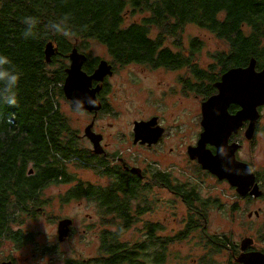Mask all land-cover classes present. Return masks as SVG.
<instances>
[{
  "label": "trees",
  "instance_id": "trees-1",
  "mask_svg": "<svg viewBox=\"0 0 264 264\" xmlns=\"http://www.w3.org/2000/svg\"><path fill=\"white\" fill-rule=\"evenodd\" d=\"M26 16L38 21L36 35L27 39L22 22ZM64 17L68 18L66 26L72 33L69 36L49 28L50 23ZM187 24L217 31L239 50L242 65L255 58L264 66V0H0V55L10 61L4 67L19 74L16 106L0 105V244L6 235L18 245L28 240L22 235L7 234L10 223L17 222L21 212L41 202L44 188L72 181L67 173L68 163L81 167L88 164L92 168V161L79 146L60 105L66 99V59L72 50L88 51L93 41L104 46L111 59L121 65L147 63L152 67L180 68L196 61L200 50L187 57L163 46L169 41L180 44L171 39L179 38ZM243 25L250 27L249 35L241 30ZM192 43L200 42L195 39ZM49 44L57 50L47 62ZM198 76L202 77L201 70ZM167 177L161 174L158 179L184 198L190 218L185 232L163 240L155 238L156 225L144 224L148 241H122L121 236L149 210L145 192L141 193L131 181L126 186L119 182L113 189L100 188L98 193L91 184L80 182L69 194L75 199L97 197L103 223L117 228L116 232H101V258L96 263L142 264L143 256L154 253L157 241L164 264L170 243L197 230L196 222L200 221L195 218L196 207L202 208L197 213L205 219L208 200L201 197L195 183L174 186ZM207 239L214 254L230 244L227 236ZM201 264L210 262L202 259Z\"/></svg>",
  "mask_w": 264,
  "mask_h": 264
},
{
  "label": "rangeland",
  "instance_id": "rangeland-1",
  "mask_svg": "<svg viewBox=\"0 0 264 264\" xmlns=\"http://www.w3.org/2000/svg\"><path fill=\"white\" fill-rule=\"evenodd\" d=\"M139 19L136 20L139 21ZM193 39L202 42V49L200 54L196 56V61L207 62L212 54L209 52V47L218 44V40L213 38L207 30L187 24L182 29L179 38H172L171 40H179L180 44L187 46ZM262 47L264 48L263 41ZM88 51L93 58L111 61L106 48L99 43L91 41ZM145 67L132 66L129 70H120L117 77L111 81L115 84V94L112 95L110 103L115 113L109 117L104 116L100 125L107 126L112 123L116 130L126 128V131L130 125H133L134 120L154 114L160 115L169 130L168 137L162 145L152 150L131 148V151L135 155H140V159H154L157 164H161L163 167L172 165V168L174 167L173 172L179 177V184H186L185 178L189 176V179L193 180L199 187L201 197L208 200L206 222L197 219L200 221V223L196 222L198 224L197 230H191L184 239L170 243L164 264H198L197 260L199 261V259L210 262V264H237L232 258L233 253L236 256L239 255L241 242L246 238L253 239V243L255 240L253 247L255 250H264V200H245V198L236 196V192L232 191L229 185L208 178L197 163L189 159L186 147L189 138L185 132L180 133L179 129L193 125L190 121L196 117V112L193 111L194 107H191L188 112H184L182 111L183 106L180 103H175V97H169L166 109L159 111L158 104L162 100L156 96L148 97L146 91L133 84L132 80L139 82V84H156L162 81L163 76H166L167 80L171 74H164L159 71L148 75L146 73L150 72L151 68ZM60 105L62 112L69 118L75 137L79 140V146L86 151L90 145L83 143L78 135L83 133L91 119L86 114L72 110L66 99L61 100ZM195 105L198 109L199 105L197 103ZM179 108L180 111H178ZM262 126L264 127V120ZM193 127L194 130L189 132H199L197 126L193 125ZM262 135H264L263 132L259 134L256 141L259 156L253 160L258 170L264 169V136ZM183 139L184 142L178 144V140ZM171 148L174 149L173 152ZM243 154L250 157V144L246 145ZM99 172L93 167H89L88 164L81 167L73 162L68 163L67 173L72 181L49 185L42 192L41 202L31 208L27 215L25 213L19 215L18 223L13 230L31 237L30 247L22 250L39 254L48 248L51 251H48L45 256H22L30 259L25 260L24 263L20 260L18 264H65L67 260L79 264H85V262L87 264H99L96 263V259L101 258V242L98 235L100 236L101 232L106 229L116 232L117 228L115 225L103 223L100 209L96 208L90 199L84 197L69 198V194L75 190L80 182L97 184L100 179H103L104 182L102 181V183L105 186L109 184V180L104 177L105 174ZM144 196L150 212L136 220L133 227L125 232L124 236H121L122 241H135L137 239L143 241L144 224H158L161 231L157 232V236L161 237L162 240L187 230L190 211L180 198L174 197L166 189H155L153 192L144 193ZM259 208H261V214L258 218L255 215L249 217L250 213H255ZM90 216H93L92 221L89 220ZM63 219L74 220V234L64 244H61L57 240L58 223ZM110 219L111 217H107V220ZM93 221H97L96 223L98 226L100 225V228L93 227ZM221 236H227L230 244L214 254L208 245L207 238ZM10 251V242H6L0 249L3 255H7Z\"/></svg>",
  "mask_w": 264,
  "mask_h": 264
},
{
  "label": "flooded vegetation",
  "instance_id": "flooded-vegetation-1",
  "mask_svg": "<svg viewBox=\"0 0 264 264\" xmlns=\"http://www.w3.org/2000/svg\"><path fill=\"white\" fill-rule=\"evenodd\" d=\"M219 18L221 19L222 15H219ZM223 19L220 21H223ZM202 29L207 30V32L213 38H216L218 40L217 45L209 47L210 50L209 52L212 54L210 55V58L207 62L200 63L198 61L191 60L187 65H183L180 68L178 67L168 68V67H152L147 63H143V64L130 63L127 65H121L119 63L114 62L112 59L111 61L106 60L112 66V75L104 77L102 81L94 80L92 82V89H96L100 87L99 92L97 93L96 96H97V101L101 104V109L92 112L77 111L72 109L81 114H86L91 119L90 124L84 128L83 133L81 135H78V137L82 140L83 143L85 142L90 145L89 148H86L87 149L86 153L88 154L90 160L92 161L91 166L95 170L100 171L99 173L101 174H106V173L109 174V176L104 175V177L109 180V184H107L106 186L102 183V181L104 182L103 179H100L97 184H91L92 188L95 189L97 193L99 192L100 188H102V190H104V188L113 189L116 186V184L119 182L124 186H126L131 181V183L134 184L133 186H137L140 189L141 193L153 192L155 189H159V190L166 189L174 197L180 198L184 203L183 201L184 198L179 197L177 191L169 190L168 187H165L163 182L160 179H158L161 176V174H166L168 175L167 178L174 184V186H178L179 177L175 174V172H173L174 167L172 168V165L163 167L161 164H157L154 159H149V158L140 159V155H135V153L131 151V148L152 150L162 145V143L168 137L169 130L168 127L164 124V121L160 115L154 114L146 118H140L139 120H134L133 125H130V127L126 131H125L126 128H123V130H116L115 125L112 123L108 124L107 126H104V125H100V122L102 121L104 116L109 117L115 113L110 103V99L112 98V95L115 94V90H114L115 84L112 83L111 81L115 79V77H117L118 72L120 70H129L130 67L132 66L140 67V68L146 66L145 68L147 67L151 68L150 72L146 73L148 75L160 71L163 72L164 74H171V77L166 80V76H163L162 81L156 84H152V83L139 84V82L137 81L135 82L131 79L132 83L135 84L137 87L141 88L142 90H145L148 97L152 96L153 98L154 96H156L162 100V102L158 104L159 111H164L166 109L168 105L169 97H175V103L176 104L180 103L183 106L182 111L184 112H188L189 109H191V107H194L193 111L196 112V117L192 118L193 120L190 122L194 126H197L199 128V132L197 133L189 132L191 130H194L193 125L185 126L179 129V131L180 133L185 132L187 134V138H189L188 141L186 142L187 150L191 146H196L200 139L201 133L204 131V128L202 126V104L214 97L221 96L224 93H226L227 95H231V94L233 95L235 93L237 95V91H239V87L241 86L239 82L240 80L235 79L234 80L235 82L230 84H225L226 76L232 70H240L243 68H247L249 66V64L246 66L241 64L239 50H237L236 47L231 45L226 39L220 37L217 31L215 32L209 28H202ZM241 30L244 31V33H246L247 35L251 33L250 27L247 25H243L241 27ZM194 40L195 39L191 40V42L187 46L183 44H173V42L170 43L169 41V44H165L163 48L170 49L176 53L183 52L185 56L187 55V57H193V52L196 49H199L200 52L202 49V42L199 41L200 43L198 45H194L192 43ZM263 42H264V38H263ZM78 51L79 53H82L83 55L86 56V61L82 66V70L88 75L94 74L95 71L98 69L99 63L102 60H105L102 58H93L90 52L87 50H82V51L78 50ZM66 61L67 63L69 62V66H70L71 61L69 59V55ZM200 70L202 71V77L198 76ZM263 70H264V66L262 67L259 64V62L256 60V71L261 72ZM67 101L69 102L71 108V101L69 100ZM193 102L199 105L198 109H196V105L193 104ZM220 110L221 109H217L215 111L217 118L215 120H212L213 126L215 125V127H218V129L219 127H221L222 129L229 130L231 132L230 135L228 136L227 144L229 147H238V150L236 151L235 154L236 160L238 162L245 163L252 167L255 174V187L257 185L258 186L257 189L261 191L262 194L260 195V197H253L250 194H248L246 197H241L237 192V188L231 186L227 180H220L218 179L217 176L213 175L209 171L203 170L201 166L198 164L197 160H191V161L197 163L198 167L201 168L203 174L206 175L208 178H213L221 183H225L229 185L231 190L236 192V196L245 198V200H256V201L264 200V169L258 170L256 168L255 162L253 161L255 160L256 157L259 156L258 144H256L257 138L259 137V134L261 132H263L264 134V127L262 126L264 120V115H263L264 106L258 108L259 117L256 121L255 119L252 118L242 121L240 123L236 118L243 110V107L240 105V103L231 102L227 104V107L225 109L226 111H224L225 115L223 120L218 117V115H220L219 114ZM178 111H180V108L178 109ZM154 119H156V121ZM136 122H155L154 125H149L151 129L155 130L160 127L164 130L159 141L156 144L149 145L148 143H143L142 138L137 140L139 136L135 131ZM254 122H255L254 132L252 135V139L249 140L247 138V135L250 130V126ZM88 128L90 129L89 133L87 132ZM183 142L184 139L178 140V144H182ZM247 144H250V157H247L246 155L243 154ZM207 148L211 150L212 153L216 152V148L213 145L207 144ZM171 151L173 152L174 149L171 148ZM156 175H158V177H155ZM185 181H187V184L189 183L193 185L194 183L193 180L189 179V176L185 178ZM78 185L79 184H77V186ZM253 189L254 188H252V190ZM91 202L94 203L96 208L101 209V205L100 202L97 200V197L92 199ZM196 208L197 209L195 211L196 212L195 214L197 216H195V218L202 219L204 220L205 223L206 219H203V217L201 216L202 214L200 215V213H197L200 212L199 210H202V208H200L199 206H197ZM29 211L30 209H27L26 211L21 213H25L27 215ZM101 212L102 209L100 210V213ZM149 212L150 210H148L145 214H148ZM260 214H261V208H259L253 214L250 213L249 217L255 215L258 218ZM112 218L114 220V214H112ZM92 219L93 216H90L89 220L92 221ZM71 220L74 223V220L73 219ZM96 222L97 221H93V227L100 228V225L98 226ZM17 223L18 222L10 223L9 228L11 231H8L7 234L10 235L15 234L17 237L22 235L26 237L28 240L24 244L18 245L17 243H15V241H12V239L9 238V235H6V237L3 240H1L0 249L3 247V245L6 242H10L11 251L7 255H3V253L0 252V257L6 256L4 258L1 257L0 264L3 263L18 264L20 260H22V263H24L25 260H28L30 258H25L22 256H33V257L45 256L47 255L48 251H51V249L48 248L44 250L43 253L40 254L35 252L32 253L24 252L22 249H26L30 247L31 237L30 235L23 234L20 231H14L13 228L14 226L17 225ZM151 225L157 226L158 229L155 232V238L156 239L157 237L159 238V236H157V232L159 230L161 231V227L156 223ZM73 234L74 233H73V224H72L69 236L63 242L59 241V236L57 240L59 243L64 244L67 240L70 239V237ZM147 235L148 233L145 231L143 236V239L145 241L149 240ZM254 244H255V240L254 243L249 245L247 249L244 251H242L240 245V253H238L239 254L238 256H240V254L242 253H249L253 251H260L264 254V250H255L253 248ZM154 250H155L154 253L150 252L147 253V255L143 256L142 264H163L162 256H161V248L157 241L155 242ZM236 252L238 251L236 250ZM238 256H236V254L233 253L232 258H234L235 260V258ZM97 260L98 259H96V261ZM197 263L201 264L202 259H199V261L197 260ZM65 264H79V263L71 260H67ZM85 264L87 263L85 262Z\"/></svg>",
  "mask_w": 264,
  "mask_h": 264
},
{
  "label": "water",
  "instance_id": "water-1",
  "mask_svg": "<svg viewBox=\"0 0 264 264\" xmlns=\"http://www.w3.org/2000/svg\"><path fill=\"white\" fill-rule=\"evenodd\" d=\"M56 50L53 44H49L46 50L47 62L51 61V57ZM69 59L71 64L66 70L64 95L67 100L71 101V109L89 112L100 110L101 104L97 101L96 96L100 87L92 89V82L94 80L102 81L104 77L111 76L112 66L108 61L102 60L95 73L88 75L82 70V66L86 61L85 55L74 48L69 54ZM235 79H239L241 85L237 95L235 93L233 95L224 93L202 104V126L204 131L201 133L197 145L188 148L187 154L190 160H197L203 170L209 171L220 180H227L231 186L237 188V192L241 197H246L248 194L253 197H260L262 192L257 189V185L255 187V174L252 167L238 162L235 155L238 147H229L227 144L231 132L213 126L212 120L217 118L215 111L221 109L218 117L223 120L227 104L231 102L240 103L243 107L242 112L236 117L239 123L252 118L256 121L259 117L258 108L264 106V70L257 72L256 60L252 59L247 68L229 72L225 84L233 83ZM154 120L156 121V119ZM154 123L136 122L135 131L139 136L137 140L142 138L143 143L156 144L164 130L160 127L155 130L151 129L149 125H154ZM254 126L255 122L250 126L247 135L249 140L252 139ZM207 144L213 145L216 152L212 153L207 148ZM31 173H33L32 170ZM252 188L254 189L252 190ZM72 224L71 219H64L58 223L60 242H63L69 236ZM252 243V239H244L241 242L242 251L246 250ZM235 262L238 264H264V254L260 251L242 253L235 258Z\"/></svg>",
  "mask_w": 264,
  "mask_h": 264
},
{
  "label": "clouds",
  "instance_id": "clouds-1",
  "mask_svg": "<svg viewBox=\"0 0 264 264\" xmlns=\"http://www.w3.org/2000/svg\"><path fill=\"white\" fill-rule=\"evenodd\" d=\"M67 19V17H64L60 22L50 23L49 28L55 33L69 36L72 33L66 26ZM22 22L26 26L23 32L24 38L34 37L36 35L34 29L38 23L37 19L32 16H26ZM7 64H10L8 58L0 55V105L14 107L17 103L15 87L19 80V74L6 69L4 66Z\"/></svg>",
  "mask_w": 264,
  "mask_h": 264
}]
</instances>
